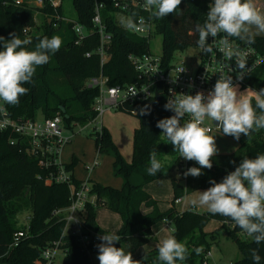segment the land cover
Masks as SVG:
<instances>
[{"label": "trees", "instance_id": "obj_1", "mask_svg": "<svg viewBox=\"0 0 264 264\" xmlns=\"http://www.w3.org/2000/svg\"><path fill=\"white\" fill-rule=\"evenodd\" d=\"M210 0H181L176 12L165 18L157 19L152 16L153 34L162 37V63L168 66L175 52L185 51L197 45L198 34L195 31L197 24H202L206 18L207 4ZM103 4L100 10L102 21L112 36L110 58L102 67V73L109 77L110 85H124L136 83L137 73L128 60V56L150 53L149 39L133 34L129 29L121 26L119 20L124 12L113 6L112 0H99ZM78 23L91 27V18L94 13L93 0H71ZM45 14L39 26L34 25V12L26 6L9 4L8 0H0V36L9 39L10 33L20 38L25 35L32 38L28 48H34L38 39L42 37L59 36L62 40L60 49L50 54L49 62L37 68L32 82L25 84L28 88L26 95L19 98L16 105L4 104L6 115L11 119L30 118L39 116L52 118L60 115L64 124L72 131L74 126L83 127L96 117L92 110L97 88L85 86V82L100 72L99 57L95 53L98 45L96 34L89 36L82 44L75 45V35L71 25L57 21L54 11L49 4L40 10ZM62 14V9L58 8ZM138 13L135 11L134 14ZM63 15V14H62ZM35 26V27H34ZM28 29L27 33L24 30ZM264 56V35H254L251 44ZM91 55L86 57L85 54ZM250 86L258 91L264 88V79L253 77ZM159 92V86L156 88ZM161 94V93H160ZM255 102L253 101V104ZM164 98H149L123 106L120 111L134 115L138 120V127L133 132L132 153L130 161H126L116 145L109 131L102 128L100 134L94 138L97 153L110 154L113 158L112 169L123 183L121 188L103 186L90 182V194L96 196L97 205L87 203L82 215L84 233H108L99 228L95 221V213L99 207H104L119 215L121 226L116 235L119 241L116 247H127L130 253L136 251L154 238L152 227L166 221L172 224L171 235L184 243L188 249L186 261H177V264H202V257L207 249L217 241V235L223 231L236 244L240 257L233 264H253L250 250L259 247L264 264V243L257 246L242 230L226 217L213 215L209 212L198 213L192 209L178 212L175 201L186 194L198 189L210 187V180L219 182L224 175L239 164L242 157L254 158L264 154V129L254 132L250 138L239 141L232 136L225 135L237 143V147L227 153H218L213 159L211 169H203L197 177H189L185 184L171 177L174 199L171 208L161 212L157 201L143 189L145 184L159 179L166 168L165 160L170 159L172 169L177 168L182 158L173 151L167 143L161 130L156 127L157 120L172 115L163 107ZM150 106V114L141 115L140 108ZM257 112L259 110L257 109ZM220 130V129H219ZM221 132V130H220ZM222 133V132H221ZM224 135V134H223ZM11 141H14L11 143ZM27 139H22L10 130L0 131V262L3 264H36L40 260L42 249L53 241L61 240L66 255L60 264H89V256L83 252L76 237L64 232L65 222L61 217L52 216L56 209H63L70 205V189L67 184L52 183L45 185L44 179L49 175L52 166L46 170L38 165V159L26 152ZM155 149L158 159L162 162V169L157 175L150 176L146 169L149 166L150 152ZM76 164L64 165L71 171ZM137 174L141 177L140 185H132L130 177ZM72 185L78 188L79 181L73 178ZM150 208V212L143 214L141 207ZM25 215L26 222L21 221ZM210 220L220 223L216 231L206 232L205 226ZM25 230L28 237L20 241L17 246L9 249L13 234ZM240 235L242 237H240ZM201 248L197 254L194 249ZM91 254H97V245L90 247ZM126 252V251H125ZM157 257L156 246L134 257L141 264H154Z\"/></svg>", "mask_w": 264, "mask_h": 264}, {"label": "clouds", "instance_id": "obj_2", "mask_svg": "<svg viewBox=\"0 0 264 264\" xmlns=\"http://www.w3.org/2000/svg\"><path fill=\"white\" fill-rule=\"evenodd\" d=\"M180 3L181 0H144V9L150 11L153 17L162 19L176 12ZM119 23L126 29L135 27L131 18L121 17ZM253 28L255 33L251 31ZM195 31L198 34L197 45L203 53L213 52L208 38L215 39L223 33L221 43L225 47L218 50L229 58L239 56L228 46V38L254 43V35L264 33V13L257 9L254 0H210L206 18L202 24L195 26ZM9 36V39L0 36V102L16 105L19 98L28 92L24 85L31 83L37 68L47 64L50 54L60 49L62 40L55 35L45 36L30 49L27 46L32 44L31 37L25 35L22 39L15 32ZM235 65L239 78L243 79L250 69L246 67V59L239 57ZM171 97L163 107L172 115L157 120L156 127L172 145L173 151L179 153L178 158L195 161L198 165L188 167L183 173L185 177H197L203 169H211L212 158L218 154L215 135H209V129L204 126L206 118L215 122L222 134L232 136L236 141L242 134L250 138L252 133L264 129V88L255 92L248 89L239 91L231 77L220 75L207 94L198 91L194 95L179 93ZM139 111L141 115H147L151 109L149 105H144ZM186 116L189 119L185 120ZM162 166L153 149L147 174L157 175ZM209 183L210 187L189 200L190 206L205 208L213 215L229 218L257 246L264 243V154L254 158L242 157L234 170L219 182L210 180ZM119 239L115 233H103L99 237V264H141L132 258L130 252L115 246ZM156 250L154 264H177V261H186L189 254L185 244L178 241L175 235L161 237ZM194 251L199 254L202 249L195 248ZM250 255L253 264H261L259 247L252 248Z\"/></svg>", "mask_w": 264, "mask_h": 264}, {"label": "built area", "instance_id": "obj_3", "mask_svg": "<svg viewBox=\"0 0 264 264\" xmlns=\"http://www.w3.org/2000/svg\"><path fill=\"white\" fill-rule=\"evenodd\" d=\"M62 2L63 0H8L9 4L32 8L34 14H42L40 10L45 7L46 3L49 4L54 11L53 15H51L55 20L53 25L56 26L57 21L70 24L75 35V45L82 44L92 34L97 35L98 45L95 53L99 57L100 72L97 76L91 77L85 82L86 87L97 88L98 92L92 105V110L96 112V117L88 123H94L91 129L93 138L100 134L103 128L102 117L105 113L111 110H119L123 106L137 101L155 98L156 94H158L159 98L162 95L165 103L167 99L172 98V95H178L179 93L194 95L200 91L207 94L220 75L231 77L233 84L240 90L251 88L250 82L254 77L253 74L264 61V56L259 54L254 46L235 37L228 38V46L238 52L239 56L227 57L223 51L218 50L225 47L221 43L224 39V34L221 33L215 39L212 37L208 38L209 44L213 47L212 53H203L198 45L193 46L198 50L197 57L193 63L183 59L175 60L173 56L169 65L164 66L161 56H154L151 53L141 56L131 54L128 56V60L137 73L138 81L133 84L110 85L109 77L102 73V67L110 58L112 43V36L108 32L100 14L103 4L99 0H93L94 13L91 18L92 25L91 27H86L78 23L76 19L69 20L58 13V8L62 9ZM112 2L117 10L124 12L123 17L132 19L135 27L129 28V30L133 34L139 37L150 38L151 34H153L154 26L150 11L144 9V0H112ZM209 3L210 1L207 4V11ZM135 11H138V13L134 14ZM43 16L46 15L43 14ZM28 31V29H25L24 33ZM90 55V52L85 54L86 57ZM239 57L245 58L247 62L246 67L250 68L249 73H246L243 79L239 78L240 73L235 65ZM173 79H175V83H173ZM158 86L160 92L156 89ZM133 93L136 94L132 95ZM187 119L189 117L186 116L185 120ZM204 126L209 129V135L219 130L215 123L207 118L205 119ZM5 130H10L22 139H27L26 152L38 159L40 167L46 170H50L52 166L56 167L55 170H50L49 175L44 179L45 185L58 183L69 186L70 205L63 209L54 210L52 216H59L61 220H64L65 226L62 234L76 237L81 250L89 256V264H93L91 260L93 254L90 252V247L100 243L99 237L102 234L98 232L84 233L82 215L87 203L93 206L97 205L96 196L90 194V184L87 180L79 181L78 188H75L72 185L73 176L71 171L65 169L59 160L62 149L73 139V131L66 127L60 115H55L52 118L39 116L35 119H11L6 115L3 102H0V131ZM68 130L71 133H66ZM13 142L11 141V143ZM97 165L98 162L94 160L88 167V170L94 169ZM191 166L198 165H196L195 161L181 159L175 170V179L185 184L191 175L185 177L183 173ZM27 237L28 233L25 230L15 232L9 249L17 246L20 241ZM61 247L62 241L60 239L53 241L42 249L40 260L36 264H57V260L61 262L62 258L66 255V250ZM202 264H213V254L210 249L204 252Z\"/></svg>", "mask_w": 264, "mask_h": 264}, {"label": "rangeland", "instance_id": "obj_4", "mask_svg": "<svg viewBox=\"0 0 264 264\" xmlns=\"http://www.w3.org/2000/svg\"><path fill=\"white\" fill-rule=\"evenodd\" d=\"M254 3L259 11L264 13V0H254ZM62 14L65 18L69 20H74L75 19V11L73 9L71 0H63L62 2ZM34 21H37L36 23L34 22L35 26H39L40 23L44 20L43 14H34ZM34 26V27H35ZM253 33L256 32L255 28L251 29ZM255 35H264V33H259ZM149 49L150 53L154 56H161L162 53V37L157 34H153L151 38L149 39ZM198 50L195 47H189L187 50L183 52H175L174 53V58L175 60L183 59L187 62L193 63L194 60L197 57ZM254 77H258L260 79H264V61L263 63L257 68V70L254 72ZM248 89L249 92H255V90L251 88H245V89H238L239 91H244ZM107 119V118H106ZM103 122L106 124L108 127V130L112 136V139L114 143L116 144L117 149L123 156V158L126 159V161H129L131 158V153H132V137H133V132L134 130L138 127V120L137 118L132 115L125 113L120 110H111L110 111V117L107 119V122L105 118L103 119ZM94 123L88 124L84 127L80 126H74L72 131L74 133L73 140L72 142H75L78 138H85V139H90L91 141V148L89 151V155H91L90 160L84 161V167L87 169L93 162V159L97 153V149L95 147L94 143V138L93 135H91V129L93 128ZM66 133H71L70 130L66 131ZM210 135H215V142L216 146L218 148V153H227L232 150L233 145H237L236 142H234L232 139L226 137L223 135L220 130L214 131ZM243 139H246L243 134L241 135ZM94 143V144H93ZM93 155V156H92ZM87 156V157H88ZM110 154H100V159L98 162V165L95 167L94 170H92L90 174V178L94 183H98L103 186H120L122 185V179L119 176H116L113 173V169L111 165L109 164L110 159H111ZM83 160V159H82ZM166 168L164 170V176L165 177H174L176 175L175 169H172L169 162L170 159H166ZM96 174H102V179L105 181V183L101 182L99 179H97ZM172 175V176H171ZM163 176V175H162ZM113 187V188H115ZM171 194V193H170ZM191 194V195H190ZM194 194V195H192ZM198 195V192L196 193H189L186 194V197L188 196V201L191 198H194ZM163 197H167V192L166 195H163ZM172 200L174 199L171 198ZM172 200H167L164 199V201H167L171 204ZM172 206V205H171ZM97 211V216L100 218L99 224L103 227H106L105 230L99 226L100 229L108 232V233H117V228H118V218L113 212H107L104 207H99ZM171 208V207H170ZM169 208V209H170ZM192 209L193 211H196L198 213H203V212H208L205 208H189ZM187 209V210H189ZM168 210V209H167ZM165 210V211H167ZM163 211V212H165ZM110 214L109 217L103 216V214ZM95 218H96V213H95ZM21 221L26 222L25 215L21 216ZM217 221L215 220H210L205 227L207 229L206 232H212L216 231V229L219 227L217 225ZM171 224V223H170ZM98 225V224H97ZM172 225V224H171ZM205 229V230H206ZM240 237H242L240 235ZM158 243L157 239L154 237L151 239L149 242L144 244L143 246L139 247L136 251H134L132 254V258L137 257L139 254L142 252L148 251L153 249L156 244ZM124 251H128L127 247L123 248ZM212 254H213V264H233L236 260L239 259L240 253L239 250L235 244V242L230 238L227 237L226 234L221 231L217 235V241L211 245ZM92 263L93 264H99V261L97 259V254L92 255ZM60 263V260H57V264Z\"/></svg>", "mask_w": 264, "mask_h": 264}, {"label": "crops", "instance_id": "obj_5", "mask_svg": "<svg viewBox=\"0 0 264 264\" xmlns=\"http://www.w3.org/2000/svg\"><path fill=\"white\" fill-rule=\"evenodd\" d=\"M110 117V112H107L103 115L102 117V124H103V127L106 128L108 130V127L106 126V124L103 122V119L105 118L106 122H107V119ZM107 118V119H106ZM109 131V130H108ZM110 133V132H109ZM111 135V134H110ZM112 138V136H111ZM73 140V139H72ZM113 140V139H112ZM114 142V141H113ZM94 144V143H93ZM115 144V143H114ZM116 145V144H115ZM237 147V145H233L232 146V150L233 151L235 148ZM90 148H91V141L90 139H85V138H78L75 142H70L69 144H67L61 151L60 155H59V160H60V163L63 164V165H68L71 163L72 159H75L76 160V164L74 165L73 169L71 170V173H72V176L75 180L77 181H83V180H87V181H90V182H93L90 178V174L92 172V170H88V168L86 169L84 167V161L86 160H90L92 157L91 155H89V151H90ZM88 156V157H87ZM93 156V155H92ZM83 159V160H82ZM99 159H100V155L98 153H96L94 159H93V162L94 160H96L97 162H99ZM125 159V158H124ZM131 159V158H130ZM126 160V159H125ZM130 161V160H129ZM109 164L111 165L112 167V164H113V158L111 157L110 159V162ZM172 176V175H171ZM96 177L97 179H99L101 182L105 183V181L102 179V174H96ZM173 177V176H172ZM142 182V179L139 175L137 174H134L130 177V183L132 185H140ZM123 183V181H122ZM106 184V183H105ZM107 185V184H106ZM122 185L120 186H113L117 189L121 188ZM143 189L150 195V197L157 201V204H158V208L161 212L169 209L171 207L172 204H170L169 202L167 201H164V199H169V200H172L171 198H173V189H172V183H171V177H165L164 174L163 176H161L159 179L155 180V181H152L148 184H145L143 186ZM203 190H206V189H198V190H195V191H192L193 193H196V192H199V191H203ZM166 192H167V197H163V195H166ZM191 192V193H192ZM171 193V194H170ZM191 195V194H190ZM194 195V194H192ZM175 209L178 211V212H183L189 208H193L190 206L189 204V201H188V196L186 197V195L184 197H182L180 200H177L175 201V205H174ZM101 209V208H98L96 210V218H95V221L96 223L98 224V226H100L101 228L105 229V230H109V229H106V227H103L101 226L98 222L100 221L97 216V211ZM106 209V208H105ZM108 210V209H106ZM150 208L148 207H145V206H142L141 207V212L143 214H146V213H149L150 212ZM107 212H112V211H107ZM114 213V212H113ZM117 218H118V228L116 229L118 231V229L120 228L121 226V219L119 217L118 214L114 213ZM103 216H106V217H109L110 214H103ZM208 224V223H207ZM218 226H220V223L218 222L217 223ZM207 226V225H206ZM205 226V227H206ZM206 228H204L205 230ZM152 231L154 233V237L157 239V241H159V239L165 235H171V232H172V225L169 223V222H166V221H161L157 224H155L153 227H152ZM207 231V229L205 230ZM149 251V250H148ZM146 252V251H145ZM143 253V252H142ZM0 264H3L0 262Z\"/></svg>", "mask_w": 264, "mask_h": 264}, {"label": "water", "instance_id": "obj_6", "mask_svg": "<svg viewBox=\"0 0 264 264\" xmlns=\"http://www.w3.org/2000/svg\"><path fill=\"white\" fill-rule=\"evenodd\" d=\"M155 99L158 100L159 99V96L158 94L155 95ZM215 123V122H214Z\"/></svg>", "mask_w": 264, "mask_h": 264}]
</instances>
